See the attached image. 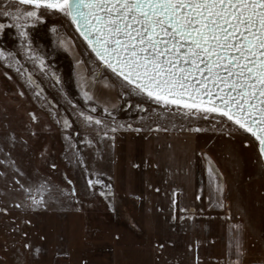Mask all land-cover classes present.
<instances>
[{
    "label": "rangeland",
    "instance_id": "1",
    "mask_svg": "<svg viewBox=\"0 0 264 264\" xmlns=\"http://www.w3.org/2000/svg\"><path fill=\"white\" fill-rule=\"evenodd\" d=\"M0 23V50L12 52L27 69L21 77L0 60V264H178L190 260L195 238L222 243L226 233L217 228L238 224L240 233L245 223L264 243V165L255 143L245 146L239 135L225 136L212 130V122L179 114L146 117L134 107L137 98L131 107L128 98L117 100L119 83L113 78L114 87L105 88L103 77L93 86L96 94L117 103L113 117L132 127H117L101 139L95 124L83 125L59 91L88 111L76 61L88 76L98 62L71 21L45 13L25 29L47 75L25 60L12 21L0 16ZM29 72L46 100L27 84ZM92 115L105 117L103 103ZM62 119L69 120L68 129ZM106 122L111 125L112 118ZM221 183L223 192L216 190ZM41 185L44 191L37 193ZM30 195L43 205L30 207Z\"/></svg>",
    "mask_w": 264,
    "mask_h": 264
},
{
    "label": "snow or ice",
    "instance_id": "2",
    "mask_svg": "<svg viewBox=\"0 0 264 264\" xmlns=\"http://www.w3.org/2000/svg\"><path fill=\"white\" fill-rule=\"evenodd\" d=\"M45 13L67 17L98 62L88 76L81 61H76L77 87L88 111L77 108L62 87L59 91L83 125L95 124L99 138L108 137L117 127H132L117 122L112 114L118 104L102 100L94 90L101 77L105 88L114 87L115 78L120 86L117 100L128 98L131 107L132 98H137L134 107L146 117L148 113L158 118L179 114L185 119L212 122L214 131L239 135L245 146L255 143L264 161V0H3L0 16L12 21L25 60L47 75L48 66L31 47L25 30L42 21ZM4 27L0 23V29ZM59 43L67 45L64 39ZM0 60L21 77L27 71L12 52L0 50ZM102 69L111 76L105 77ZM51 78L56 85L61 84L55 72ZM27 84L37 88V97L47 99L30 72ZM100 103L104 118L92 115ZM108 118H112L111 125L106 122ZM137 120L143 122L141 117ZM62 124L65 129L71 126L68 119H62ZM160 127L155 124V130ZM86 143L91 146L93 141ZM87 183L89 188L94 186L91 178ZM216 190L223 192V184ZM35 191L42 193L44 186ZM74 192L71 190L72 195ZM172 195L175 205L176 192ZM28 198L30 207L44 203L35 196ZM233 227L239 231L238 224ZM240 253L237 244V259L228 264H239Z\"/></svg>",
    "mask_w": 264,
    "mask_h": 264
},
{
    "label": "crops",
    "instance_id": "3",
    "mask_svg": "<svg viewBox=\"0 0 264 264\" xmlns=\"http://www.w3.org/2000/svg\"><path fill=\"white\" fill-rule=\"evenodd\" d=\"M235 225V224H233ZM226 226V228H217L221 230L220 233H226L225 242H215L210 239L209 242L191 241L190 260H180L178 264H228L229 260L235 261L237 259V244L240 245L241 253L239 256V264H264V243L259 238H253L254 231L246 223L242 226V231L236 233V229ZM208 229V228H207ZM219 232V231H218ZM194 233L197 235L202 234L203 230H196ZM257 234V233H255ZM202 239V236H197ZM252 238L254 240H252ZM252 240V241H250ZM193 245V246H192Z\"/></svg>",
    "mask_w": 264,
    "mask_h": 264
},
{
    "label": "water",
    "instance_id": "4",
    "mask_svg": "<svg viewBox=\"0 0 264 264\" xmlns=\"http://www.w3.org/2000/svg\"><path fill=\"white\" fill-rule=\"evenodd\" d=\"M74 27V26H73ZM74 29H75V27H74ZM79 35V34H78ZM262 163H263V165H264V161H262Z\"/></svg>",
    "mask_w": 264,
    "mask_h": 264
}]
</instances>
